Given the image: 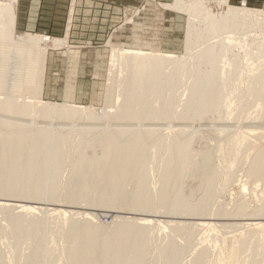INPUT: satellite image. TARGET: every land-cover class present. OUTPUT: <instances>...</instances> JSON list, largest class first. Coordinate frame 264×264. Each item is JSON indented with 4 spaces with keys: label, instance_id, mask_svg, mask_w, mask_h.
I'll list each match as a JSON object with an SVG mask.
<instances>
[{
    "label": "bare ground",
    "instance_id": "obj_1",
    "mask_svg": "<svg viewBox=\"0 0 264 264\" xmlns=\"http://www.w3.org/2000/svg\"><path fill=\"white\" fill-rule=\"evenodd\" d=\"M16 2L17 0L0 1V90L3 89L6 80L7 84L12 86L13 91H27L30 98L35 101L20 103L12 96L0 97V147L2 149L0 151V213L4 210L13 211L7 215L5 225L7 232L6 237L3 236L5 239L14 235L15 241L12 243L16 246L21 237L26 238L29 240L32 253L38 248L49 250L54 246V241L45 234L46 224L54 217L53 215H58L69 223L66 231L74 234L72 243L68 246L67 252L63 254L67 259V264H143L141 258L147 242V230L151 227L163 230V223L168 222L175 223L173 230L178 233L187 230L188 233H184L186 237H190L193 233L191 228L201 227L203 229L201 242L206 241V244L212 243L214 246L218 245V238H214L216 234L213 237L209 236V232L219 230L224 226L241 225L244 233L237 236L240 259L248 257L249 253L257 247L264 248L262 244L264 241V208L255 210L257 213L251 214L254 215L252 218L241 219L246 220L245 222L218 225L210 222L214 218L209 213L211 211L209 207L193 206L184 201L180 203L173 201L167 204L163 200L165 187L163 176L158 181L155 194L144 192V189L149 187L148 181L143 176L144 164L155 158L156 154L160 159H165L166 169H169L168 173L173 174L177 169L178 172L174 179L181 180L188 175L193 165H190L189 160L194 153L192 141L196 133L195 126L192 128L187 122L191 124L199 122L208 111H217L222 106V103L218 105L215 94L226 86L227 75L224 70L217 71V74L221 75V80L215 88L216 83L212 79L214 76L212 65L209 66L211 71L196 68L190 82L193 83L192 94L184 107L185 116L181 121L184 123L178 124L173 143L165 146L161 141L159 142L157 134L145 131L147 125H153L159 119L154 115L155 107L147 108L143 95L146 91L157 101L159 94L163 92V86L175 83L173 79L170 82L155 80L158 76L155 70H160L168 61H174L173 56L153 51H129L128 49L122 53L119 49L111 47L110 60L112 63L109 70L111 71L112 67L117 64L131 72L126 76L129 79L119 82L123 92L120 93L122 99L115 112L106 107L96 109L86 105L44 101L40 96L46 75L48 50L49 48L60 49L68 45L63 38L30 32L17 34L15 30ZM211 3L217 6L224 5L226 8L220 16L216 17L210 11ZM160 5L174 10H184L189 16H194L199 12L203 13L205 17L201 23L202 29L210 33L227 29L228 21L236 23L240 21L241 29L253 30L255 23L264 19L262 11L246 6H231L227 0H173L171 3ZM260 16L262 18H259ZM189 22L191 23V20ZM190 25L188 29L192 30ZM194 28H196L195 25ZM237 39V37L228 35L225 37L226 43L222 41L219 46V53H222L224 60L228 63L230 59L226 55V45ZM188 41L189 38H187ZM216 53L203 51L198 54L197 59L203 58L212 64ZM252 56L244 52L239 59L248 61ZM11 59L15 60V66L9 68L8 62ZM248 70L250 69L243 68L239 74L243 76ZM256 83L249 88V93L257 95L261 121L250 123L252 129L250 133L233 134L232 136L236 143L241 144L246 141V149L264 140V77L260 87H257ZM198 86L205 88L199 90ZM32 94L37 96L34 97ZM191 102L197 103V109L193 112ZM107 107H112V105ZM140 115H145V117L142 118ZM230 115H232L231 111L228 112V116ZM232 119L236 120V117L233 116ZM85 121L91 125L85 134L86 137L82 140L85 151L91 150L86 155L88 166L63 184L64 197L60 200L62 191L56 187V174H58L56 168L68 155L62 156L61 153L64 142L53 141V139L67 138L77 131L73 127L81 126ZM222 121L223 123L220 124ZM224 121L227 119L219 121L218 124L217 133L221 140L217 145L220 151L226 139L227 122L224 123ZM238 121L244 120L238 119ZM78 135L81 140L82 132ZM149 145L150 148H154V151L150 153L149 158H146L145 148ZM237 151L235 150L231 158L232 164L237 160ZM39 155L42 158H39ZM82 161L83 156H79L77 166ZM75 167L68 171L69 174L74 171ZM148 168L152 170V166ZM249 168L258 179L264 180V143L252 153ZM227 175V173L224 175L225 181L228 178ZM134 178L136 179L133 187L125 190ZM244 190L243 186L241 191ZM207 197L208 195L205 194L204 198ZM62 200L65 203L79 206L74 207L76 210L69 211L49 208V205L53 204L44 202ZM82 202L87 205L98 204L109 210L100 208L92 212L80 206ZM117 206L124 207L131 212L125 213L128 216H119L125 219L124 222L114 223L112 228L110 227V232H112L110 233L106 231L108 225L103 224L99 218L103 211L111 213L112 218L118 217L116 214L113 215L112 211V208ZM163 209L173 216V219L192 221L168 220L163 222L161 220ZM40 213L43 215L40 216ZM45 213L49 214L44 215ZM73 215H79V217L76 218ZM26 220L30 222L23 225L22 223ZM41 226L42 231H37ZM0 241H3V238ZM216 247L219 248V245ZM154 248L162 254L160 264H163V254L166 255L165 262L168 260L171 262L167 254L173 251L175 246L154 245ZM228 258H232L231 250H229ZM259 259L264 260L263 257ZM202 261H205L204 255H198L195 259V263ZM11 262V259L7 262L0 251V264H11ZM220 262L221 259L217 257L216 264H221ZM27 264H48V260L46 256L34 255V258H31Z\"/></svg>",
    "mask_w": 264,
    "mask_h": 264
},
{
    "label": "rangeland",
    "instance_id": "obj_2",
    "mask_svg": "<svg viewBox=\"0 0 264 264\" xmlns=\"http://www.w3.org/2000/svg\"><path fill=\"white\" fill-rule=\"evenodd\" d=\"M172 1L93 0L89 6L77 7L74 11L76 13L74 18L68 19L64 15V17H58L56 20L46 19L36 22L37 27L34 31L21 30L17 28L18 26L15 27V30L17 34L23 32L44 34L54 38H63L67 42V47L49 48L48 50L46 75L40 96L44 101L86 105L96 109L106 107L115 112L122 99L120 93L123 92L119 82L129 79L126 76L127 73L131 72L117 64L112 67L111 71L109 70L112 63L110 60L111 47L119 49L122 53L128 49L129 51H153L173 56L174 61H168L160 70H155L158 72L155 80L170 82L173 79L172 81L175 83L164 85L163 92L159 94L157 101L153 96L150 97L146 91L143 95L147 108L155 107L154 115L159 119L155 124L147 125L145 131L157 134L159 142L161 141L165 146L173 143L178 124L184 123L181 122L185 116L184 107L192 94L193 83L190 82L196 68L211 71L209 66L212 65L214 72L212 79L216 83L215 88L221 80V75L217 74V71L224 70L227 75L226 86L215 94L218 105L222 103V106L217 111H208L202 120L196 122L197 124L193 122L192 125L187 122L192 128L195 126L194 131L196 133V137L192 141L194 153L189 160L190 165H193L187 173L188 175L181 180L174 179L176 172H178L177 169L173 168L176 170L173 174L168 173L169 169H166L165 159H160L159 155L156 154L155 158L146 161L144 164L143 176L148 181L147 185L149 186L144 189V192L155 194L158 181L163 176V184H165L163 200L167 204H171L173 201L178 203L184 201L193 206L209 207L211 208L209 213L214 218L210 222L218 225L245 222L246 220L241 219L252 218L254 215L251 214L257 213L255 210L264 208V180L258 179L249 168L252 153L258 150V146L264 143V140H260L250 149H246V141L241 144L236 143L232 136L233 134L250 133L252 131L250 123L261 121L257 95L250 94L249 88L255 85V82H257L256 86L260 87L264 77V19L258 20L253 30L241 29L240 21L238 23L228 21L227 29L210 33L202 29L201 23L205 17L203 13L199 12L195 13L194 16H189L184 10H174L160 5ZM227 3L235 7L246 6L262 11L264 15V0H227ZM212 4H210V11L216 17L220 16V13L226 8L224 5ZM58 8L56 9L58 10ZM51 17L49 16V18ZM189 24H191L192 30L188 29ZM228 35L238 38L235 42L226 45L225 51L230 63L224 60L222 53H219V46L222 41H226L225 37ZM187 38H189L188 42ZM203 51L217 52L215 59L211 62L212 64H209L206 59H197L198 54ZM244 52L253 56L248 61H241L239 56ZM14 62L15 60L11 59L8 62V67L15 66ZM182 64L184 65L181 66ZM243 68L250 70L242 76L239 73ZM203 88L205 87L198 86L199 90ZM12 89V86H9L5 80L4 87L0 90V97L12 96L20 103L35 101L30 98L27 91L20 92ZM33 96L36 97L37 95ZM117 96L119 97L117 98ZM109 105L112 107H107ZM195 109H197V103L191 102V111L193 112ZM229 111L232 113L230 116H228ZM140 116L145 117V115ZM233 116L236 117V120L232 119ZM225 119H227L224 121V123L227 122L226 139L221 147L222 151H220L217 145L221 140L217 133L218 124L219 121ZM238 119L244 121L237 122ZM222 123L223 121L220 122V124ZM90 128V123L87 124L85 121L81 126L73 127L77 131L67 138L53 139V141L64 142L61 153L62 156L68 155L63 163L56 168L58 172L56 174V187L62 191L60 200L64 197L63 184L88 166L86 155L91 150L85 151L82 140ZM79 132H82L83 138L81 140L79 139ZM235 150H238L237 160L232 164L231 158ZM145 151L146 158H149L154 148H150L149 145ZM79 156H83V161L77 166ZM39 158H42L41 155ZM149 162L152 163L149 164ZM74 166H76L74 171L69 174L68 171ZM151 166L152 170H149L148 167ZM226 173L228 178L225 181L223 178ZM135 179L129 182L125 190L133 187ZM153 186L154 188H152ZM243 186L245 190L241 191ZM205 194L208 195L207 198H204ZM44 202L53 204L49 205V208L54 207L69 211H74L76 210L74 207L79 206L65 203L63 200ZM80 206L86 207L92 212L102 208L101 205L93 203L87 205L84 202ZM106 208L103 207L102 209L109 210ZM112 211L113 215L116 214L118 217L112 218L111 213L103 211L99 218L103 224L108 225L106 228L108 232L114 223L124 222L125 219H121L119 216H128L125 213L131 212L121 206L112 208ZM224 212H227L226 215ZM9 213H13V211L4 210L0 213V240L3 238L4 241V243L0 241V251L7 262L11 259V264H27L35 255L38 257L46 256L48 264H67V259L63 254L67 252L68 246L72 243L74 234L66 231L69 223L65 222L62 216L53 215L54 217L49 219L46 224L45 234L47 237L53 238L54 246L49 250L38 248L36 252L33 251L34 255H32L29 240L26 238L21 237L16 246L13 244L14 235L5 239L7 232L5 225ZM40 214V216L43 215ZM48 214L45 213L44 215ZM73 216L79 217V215ZM170 216L163 209V218L161 219L163 222L168 220L192 221L190 219H173V216ZM29 222L26 220L22 224ZM174 225L175 223L168 222L163 223V230L156 227L147 230V242L141 258L143 264H160L162 254H159L157 249L155 250L154 245L176 247L167 254L171 258V262L169 260V263L165 262L166 255L163 254V264H216L217 257L221 259V264H264V260L260 261L259 259L260 257L264 258V248L262 247H257L249 253L248 257L240 259L237 236L244 233L241 225L224 226L220 227L219 230L209 232L211 237L216 234L214 238H218L219 248L216 247L218 245L214 246L212 243L208 245L205 243L206 241L201 242L200 238L203 231L201 227L191 228L193 233L190 234V237H186L184 233L187 234L188 231L178 233L173 230ZM42 229L41 226L37 231L41 232ZM111 247L115 248L114 246ZM229 250L232 252L231 259L228 258ZM198 255H204L205 261L195 263Z\"/></svg>",
    "mask_w": 264,
    "mask_h": 264
},
{
    "label": "crops",
    "instance_id": "obj_3",
    "mask_svg": "<svg viewBox=\"0 0 264 264\" xmlns=\"http://www.w3.org/2000/svg\"><path fill=\"white\" fill-rule=\"evenodd\" d=\"M92 3L93 0H18L16 3V27L18 26L17 28L21 30L34 31L38 21L56 20L64 15L71 19L76 16L74 11L77 7L83 8ZM49 16L52 17L49 18Z\"/></svg>",
    "mask_w": 264,
    "mask_h": 264
}]
</instances>
